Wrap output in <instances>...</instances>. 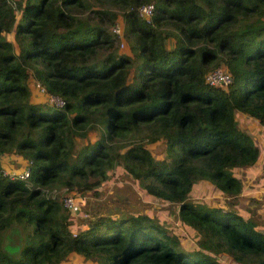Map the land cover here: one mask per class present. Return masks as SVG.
I'll return each instance as SVG.
<instances>
[{"label": "trees", "instance_id": "16d2710c", "mask_svg": "<svg viewBox=\"0 0 264 264\" xmlns=\"http://www.w3.org/2000/svg\"><path fill=\"white\" fill-rule=\"evenodd\" d=\"M118 21L121 38L110 31ZM216 69L228 87L206 84ZM31 82L64 105L35 100ZM240 114L264 127V0H0V264H264L257 221L187 201L200 181L241 193L235 170L262 155ZM5 157L23 160L26 181L3 175ZM114 171L177 204L192 239L152 212L75 224L83 215L62 195L78 203ZM12 226L23 232L17 255L3 247Z\"/></svg>", "mask_w": 264, "mask_h": 264}, {"label": "rangeland", "instance_id": "374dc122", "mask_svg": "<svg viewBox=\"0 0 264 264\" xmlns=\"http://www.w3.org/2000/svg\"><path fill=\"white\" fill-rule=\"evenodd\" d=\"M119 22L120 21H118V23ZM119 24L122 26L121 23ZM8 31L9 29L6 31L5 37L10 40L12 34L11 30ZM110 31L112 32V28H110ZM123 43L124 45L121 46V40L116 42L115 49L118 50L120 54L128 52L126 43ZM30 85L32 97L35 100L47 101L46 97L36 88L35 82H31ZM237 122L242 130L252 136L255 143L259 146L262 155L257 165L235 170L236 175L242 178L244 182L241 193L236 197H226L213 191L211 186L207 185L204 181H200L193 189L192 198L187 199L188 202L195 200L204 204H219L222 205L224 209H231L234 211L240 210L247 215H249L248 211L253 212L254 208H260L262 202L264 204V194L262 193L264 191V127H260L254 119L244 114L237 115ZM164 147L165 143L159 141L155 144H151L150 148H152L153 153L158 156L162 153ZM20 164L21 162H16L12 163L10 166L2 162L1 166L4 171L20 174L23 171ZM54 191L56 192V197H58L62 192H65V189H53L47 193L52 195ZM78 203L81 208V213L86 216L75 217L74 222L77 225H86L88 221L98 216H115L122 219L130 214L152 212L153 215L163 214V222H168L174 230L178 231L183 241L192 239V237L182 229L181 225L178 224V205L175 203L163 204L160 201L143 197L142 193L134 184V181L125 172H112L109 175V180L106 181L102 187H98L96 191L91 190L90 192L84 193L82 201ZM249 208H253V210ZM251 218L257 221L260 226L264 227V215L262 217L259 216V218L257 216H251ZM22 243V230L18 226H12L4 235V249L12 255H17ZM219 259L224 261L223 258ZM225 263L233 264L229 261H225ZM64 264L84 263L80 259H71Z\"/></svg>", "mask_w": 264, "mask_h": 264}, {"label": "built area", "instance_id": "2783aa9c", "mask_svg": "<svg viewBox=\"0 0 264 264\" xmlns=\"http://www.w3.org/2000/svg\"><path fill=\"white\" fill-rule=\"evenodd\" d=\"M152 12H153V6L148 4V5L142 6L139 9L138 15L139 17L148 20L150 16L152 15ZM112 33L121 38L122 27L120 26L119 23H116L112 27ZM123 45L124 43L123 41H121V46ZM205 82L210 87L226 88L232 83V77L229 73H227L223 69H216L207 75ZM35 86L38 89V91L46 97V100L49 104H52L56 107H62L64 105V102L59 97L54 96V95H48L45 89L40 84L36 83ZM3 175L9 176L11 178L16 177L20 180L26 181L29 176V171L28 169H24L20 174H17L15 172L9 173L7 171H3ZM47 195H51V194L47 193ZM51 197L52 198L56 197L55 191L52 192ZM62 203H63L64 208L70 211L73 215H78L81 213V208L79 204L75 201L74 197L71 194L62 195ZM83 216H86V215L84 214Z\"/></svg>", "mask_w": 264, "mask_h": 264}, {"label": "crops", "instance_id": "0c3cea01", "mask_svg": "<svg viewBox=\"0 0 264 264\" xmlns=\"http://www.w3.org/2000/svg\"><path fill=\"white\" fill-rule=\"evenodd\" d=\"M3 162L4 163H6V164H8V165H10L11 166V164L12 163H18V162H21V164H20V166L22 167V169H24V167H25V165H24V163H23V160L21 159V158H19V157H5L4 158V160H3ZM18 167V166H17ZM16 167V168H17ZM15 169V168H14ZM263 194H264V191L262 192ZM262 200H263V198H262ZM264 201V200H263ZM264 204H263V202H262V204L260 205V208L259 209H257V208H254V211L252 212V211H248L249 212V215L248 216H257L258 218H259V216L260 217H262L264 214ZM250 209V208H249ZM250 210H253V208H251ZM255 214V215H254ZM71 259H80L84 264H94V263H92V262H88V261H84L82 258H80V257H77V256H74V257H72ZM70 261V260H69Z\"/></svg>", "mask_w": 264, "mask_h": 264}]
</instances>
